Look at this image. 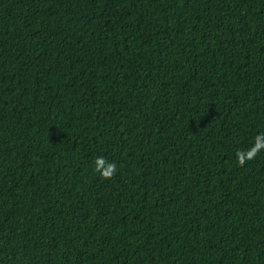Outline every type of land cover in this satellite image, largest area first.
Returning <instances> with one entry per match:
<instances>
[{
    "label": "trees",
    "instance_id": "trees-1",
    "mask_svg": "<svg viewBox=\"0 0 264 264\" xmlns=\"http://www.w3.org/2000/svg\"><path fill=\"white\" fill-rule=\"evenodd\" d=\"M261 133L264 0H0V264H264Z\"/></svg>",
    "mask_w": 264,
    "mask_h": 264
},
{
    "label": "clouds",
    "instance_id": "clouds-1",
    "mask_svg": "<svg viewBox=\"0 0 264 264\" xmlns=\"http://www.w3.org/2000/svg\"><path fill=\"white\" fill-rule=\"evenodd\" d=\"M262 151H264V133L255 137L254 144L249 149L237 150L238 165L243 167L246 162L253 161ZM94 171L100 174L101 179L111 180L117 172V165L108 163L103 157H98L94 160Z\"/></svg>",
    "mask_w": 264,
    "mask_h": 264
}]
</instances>
